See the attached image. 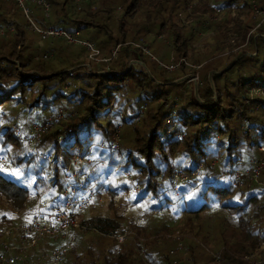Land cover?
Masks as SVG:
<instances>
[{
    "label": "trees",
    "instance_id": "obj_1",
    "mask_svg": "<svg viewBox=\"0 0 264 264\" xmlns=\"http://www.w3.org/2000/svg\"><path fill=\"white\" fill-rule=\"evenodd\" d=\"M185 1L102 0L92 12L77 9L73 0H48L51 13L47 19L42 8L30 6L35 19L46 26L82 33V40L96 44L109 60L98 67L88 62L86 48L71 51L72 44L65 41L50 46L53 56L44 58L40 38L28 29L23 11L10 0H0V24L15 26L12 33L0 35V228L16 219L3 209V203L24 216L32 209L33 214L40 212V192L49 206L44 211L62 203L67 185L76 181L69 178L78 169L73 159L90 157L105 146L109 155L105 158L109 164L106 177L97 172L88 177L83 194L102 193V182L117 170L129 173L133 179L123 191L138 187L140 193L136 200H127L128 205L142 209L146 201L159 200L161 204L152 210L182 216V235L171 241L173 230L167 222L144 228L111 204L109 216H73L89 229L70 233L76 242L66 264H200V244L211 241L219 242L222 259L216 262L209 257L204 264H249L245 261L247 249L264 243V172L258 182L242 176L240 185L223 174L251 171L257 160L264 159L259 149L264 146V98L247 102L250 90L264 88V23L257 35L249 37L241 54L225 62L206 60L201 54L194 55V34L180 26ZM256 3L214 0L205 12L213 13L216 7L264 11V0ZM143 6L145 22L131 26L127 20L132 21ZM112 9L122 12L114 23ZM160 36L171 41V51L158 42ZM146 46L160 58L172 52L179 61L198 58L204 65L196 71L182 62V75L171 79L157 59L145 54ZM86 63L92 73L83 67ZM64 65L69 66L62 68ZM188 74L200 76L198 99L191 89L183 91L189 79L182 81V77ZM171 102L175 103L172 107ZM50 122L55 127L42 133L37 146L41 156L48 158L43 160L25 138L33 125L44 127ZM117 131L120 146L111 151ZM2 160L6 168H2ZM100 164L105 162L97 166ZM181 165L189 168L179 169ZM201 167L202 178L199 184H192L194 190L183 192L182 200L170 196L175 172L191 173ZM67 168H71L70 175ZM85 175L82 167L79 178L84 180ZM31 180L34 190L28 183ZM118 191L108 189L112 201ZM176 205L181 211L177 212ZM209 215L219 226L213 234L208 231L202 242L190 232H199ZM127 232L129 240L118 244L115 237ZM87 234H93L90 242L85 240ZM189 241L188 261L177 252L180 243ZM64 243L63 239H46L40 252L53 251Z\"/></svg>",
    "mask_w": 264,
    "mask_h": 264
},
{
    "label": "rangeland",
    "instance_id": "obj_2",
    "mask_svg": "<svg viewBox=\"0 0 264 264\" xmlns=\"http://www.w3.org/2000/svg\"><path fill=\"white\" fill-rule=\"evenodd\" d=\"M213 2L214 0H186L184 6L181 7L180 9V14H179L178 19H179L180 26L184 28V30L186 31L191 30L192 33L194 34V41L192 43L193 44L192 48L196 50V52L194 53L195 56H198L199 54H201V57L205 56L206 60L208 58H210L211 60L220 59L221 61L225 62V60L228 59L230 56L241 54V52H243L247 48L249 37L255 36L259 33L260 26L264 23V11H260L258 7H254V9L252 10H248V9L240 10L239 8H236L230 11L221 10L220 7H216L213 13L205 12V10L208 9L209 5L212 4ZM256 2L257 0L256 1L252 0L253 5H256L257 4ZM143 10H144V6L140 11H138L135 14V17L132 19V21L128 19L129 21L127 20V22L131 24V26H137V25L143 24L145 22ZM111 14H112L111 23H114V22H117L118 18L121 17L122 12L118 9H112ZM32 18L35 20V22H37L40 25V27L45 28V29L52 28V27L46 26L44 22L39 21L37 17L35 19L33 14H32ZM45 19L47 18L45 17ZM28 25H29V22H28ZM29 30L32 32L30 28ZM72 33L74 36H77L79 38L83 37V36L80 37L82 33H79V32H72ZM33 34L38 36L35 33ZM84 37H87V36H84ZM158 38H159L158 42H160L161 44H164V46L166 47V51H169V50L171 51L170 49L172 46L171 41L163 36H160ZM63 41L64 40H56L53 42H43L40 38L39 45L42 46V51H43L42 54L45 53V55L53 56V53H50L51 52L50 46L53 45L55 47L61 43H64ZM139 45L142 46L143 43H140ZM70 48H71V51L72 50L78 51V48H80V46L72 44ZM80 50H83V49L80 48ZM144 52L146 55L152 58V60L157 59L159 63L161 64V66L164 67L168 71L171 79L178 78L180 77V75H182V72H180L182 62L186 66L190 68H194L196 71H200L204 65V62L198 58L197 60H194V62H189L185 59H182L179 61L175 58V55L172 54V52H167V55L163 56L164 58H160V56L157 55L153 51V49H149L148 47L144 48ZM101 58H103L102 54H101ZM88 62L91 63L89 60ZM102 63L103 62H99V63L95 62V65L98 67H101ZM131 64L134 66L146 68L143 63H138L136 61H132ZM67 66L69 65H64L62 66V68H65ZM88 66L89 64L86 63L83 67L87 70ZM199 77L200 76L198 74H188L182 77V81H188L189 79L188 83L182 87L183 91L191 89L197 99H198V96H197L198 94L196 93H197L198 88L200 87ZM174 104H175L174 102H171L170 106L172 107ZM68 133L70 134L69 131ZM92 148L96 149L97 145H94ZM35 151H38L39 153V149L34 150V152ZM101 151L100 152L96 151V154L93 153L92 156L87 157V158H83L79 156L80 158L85 159L84 166L82 167H83V170L87 173V177L92 178V176H95L96 172H97V176L101 175V177L103 178L106 177L105 172L109 164L107 161H105V158H108L109 155L106 153L105 150L104 152H101ZM39 158L42 159L41 157ZM88 160L91 161V163H89L88 166H86L87 165L86 163ZM100 162H105V165L100 164V166H97ZM5 164L6 163L4 162V164L2 165V168H6ZM91 167L92 169H90ZM180 167L182 168H179V169L189 168L188 165L187 166L181 165ZM216 167H219L218 163ZM255 168H256V165L253 164V169L251 171H249L248 169L247 170L239 169L238 171L241 172V174L243 175H245L246 173H249L250 176H253L255 174L254 173ZM116 172L117 173L109 174L110 175L108 178L109 180L106 183L102 182L103 183L102 193H99V195H97L96 193H92V192L87 193L88 196H90V194H93L92 195L93 197L91 198L90 206L84 209V211H74L72 213V217L75 215L78 217H83L84 219H88L92 216H101V215L109 216L110 214H112L111 204H113V207L115 209H118L128 219H132L136 223L145 226L144 228L149 227V225L151 224H155L159 226L162 223L167 222L170 225L169 227L171 228V231L173 230L172 234L169 236V240L171 241L178 240L180 236L182 235L181 230L184 227V221L182 220V216L179 215L176 217L173 214H171V212H167V211L164 212V214H162V212H158L155 210L153 211L152 208L154 209V206L161 204L159 200L156 201V200L150 199V201L148 202L146 201L142 209H139L141 207L137 208V207L128 205L127 200L133 201L139 197V195L135 194L134 190H130L127 193L123 191L124 190L123 187L128 185V183H130L133 178L131 174L129 173H128L129 174V177H128L126 175V172L119 171V170H117ZM262 172H264V169L262 170ZM77 177L75 179H77ZM69 178L74 179L72 178V176H69ZM78 179H83V178L78 177ZM28 183L30 187L33 188L32 180L29 181ZM192 184H195V183L180 184L179 191L171 192L170 196H172L173 198L180 197L178 200H182V196L185 195L183 194V192H186V191L189 192V190L195 189V185H192ZM108 189L110 190L116 189L120 191V194L116 197L114 201H112V197H111V194H109ZM191 192L192 191H190V193ZM39 199H40V205H39L40 212L42 213L43 216H48L52 210L44 211V209H48L49 206L47 205V202L44 198V194L42 192H40L39 194ZM29 208L30 207L27 206L28 210ZM175 208L177 212L181 211V207L179 205H176ZM3 209H5V211H7L8 214L12 218H14L15 213L12 212V208L9 205H7L6 203H3ZM34 212L35 211L33 209L30 211H27L25 212L26 216H24L21 212H18V215H15V217H20V218L23 217V219L30 221L33 218V216H35L33 214ZM210 217L211 216L209 215L207 218H205V222L206 221H210V222L208 224L207 223L205 224L204 222L199 232L197 233L190 232V234L193 235L194 238H197L202 241L203 237L206 236L205 234L208 235L209 233L208 231H210V233L213 234V232L218 229L219 224H217V222H215L214 220L213 221L210 220ZM76 220L77 222L82 224L79 218H76ZM73 232L82 233V230H75ZM69 237H70V234H69ZM92 237H93V234H87L85 235V240L90 242V239ZM71 238H74L76 240V236L71 235L70 239ZM190 244H191L190 241L184 244L180 243L178 247L179 250L177 252L178 255H180L181 257H183L185 260H188V261L191 258L190 251H189ZM200 245H201V248L203 249L202 250L203 258H201L202 263L201 261L198 260L200 264H204L205 261L209 259V257L214 259V261L216 262L221 261L222 259L221 254L218 253V251L220 250V244L218 241L217 242L211 241L209 244L201 243ZM250 252H254L258 255L264 256V243L260 245H256L255 247H252V248L249 247L245 253V256ZM45 253H50V251L45 252Z\"/></svg>",
    "mask_w": 264,
    "mask_h": 264
},
{
    "label": "built area",
    "instance_id": "obj_3",
    "mask_svg": "<svg viewBox=\"0 0 264 264\" xmlns=\"http://www.w3.org/2000/svg\"><path fill=\"white\" fill-rule=\"evenodd\" d=\"M14 2L24 13L27 18L30 28L33 33L37 34L43 42H53L56 40H64L69 44L79 45L86 48L89 52L90 62H108L106 58H101V51L96 46V44L82 40L81 38L74 36L64 29L59 28H42L35 22L32 18V11L30 6L36 5L42 8L44 16L48 18L51 13V6L48 0H10ZM74 5L77 9H89L92 12H96L97 8L100 6L102 0H73ZM14 23L0 24V35L5 36L8 33L14 31ZM117 54L116 51L113 52V57ZM52 57L51 55H45L44 58ZM90 68V69H88ZM87 70L92 73L90 64ZM250 98L247 102L252 101L255 98H264V88H256L250 90ZM59 119H62L59 118ZM56 125L55 122L47 123L44 127L39 124L32 126L28 138L38 150L37 146L41 144V136L47 129H52ZM71 132V131H69ZM120 146V136L119 131L116 132L114 140L110 146L111 151H116ZM102 150H107L105 146H101ZM260 152L264 154V146H261ZM35 154L40 155V152L35 151ZM42 157V156H41ZM45 160L47 157H42ZM85 159L75 157L72 164L76 166L78 172H73L71 174V168L66 169L67 174H71L72 178L79 177L82 166H84ZM91 163L87 161L86 164ZM256 165L254 175L250 176L249 173L245 175L241 172H225L223 174L224 178H232L235 184L240 185L242 176H246L248 179H252L255 182L259 181V177L264 169V159H259L254 163ZM203 168H198L195 171L188 172H175L172 179V188L176 192L179 189V185L182 183H195L199 184L202 178ZM129 177V174L126 173ZM75 179L74 183L67 185L65 190V199L62 203L53 206L52 211L48 216H43L41 212L34 214L30 221L22 222V218L16 217L15 221L8 227L0 228V264H66V256L71 249V245L74 242V238L69 237V234L73 230H87L86 226L80 224L72 217L74 211H84L91 204V198L93 194L88 196L83 194L85 185L88 177L86 176L84 180ZM71 179V178H70ZM72 180V179H71ZM135 194L139 195V188L133 189ZM18 215V212H15ZM97 233V232H95ZM62 238L65 243L59 247L50 251V253L40 252V247L46 239L59 240ZM130 238V232L118 235L115 240L118 244H125ZM245 261L249 264H264V256L258 255L254 252H250L245 256Z\"/></svg>",
    "mask_w": 264,
    "mask_h": 264
},
{
    "label": "clouds",
    "instance_id": "obj_4",
    "mask_svg": "<svg viewBox=\"0 0 264 264\" xmlns=\"http://www.w3.org/2000/svg\"><path fill=\"white\" fill-rule=\"evenodd\" d=\"M23 218V217H22ZM25 221H27V220H25ZM14 222V221H13Z\"/></svg>",
    "mask_w": 264,
    "mask_h": 264
}]
</instances>
